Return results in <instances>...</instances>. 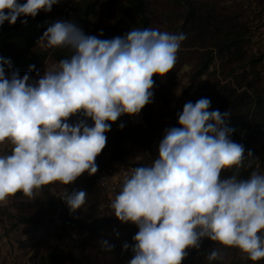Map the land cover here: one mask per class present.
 Segmentation results:
<instances>
[{"label": "clouds", "instance_id": "1", "mask_svg": "<svg viewBox=\"0 0 264 264\" xmlns=\"http://www.w3.org/2000/svg\"><path fill=\"white\" fill-rule=\"evenodd\" d=\"M57 3L0 0V26L14 25L21 15L51 12ZM41 39L46 49L66 48L71 55L48 67L38 82L29 83L30 75L20 78L18 71L7 77L0 59V205L18 193L35 199L44 186L96 174V158L111 130L107 121L139 114L152 102L153 77L175 69L186 35L144 28L98 39L74 23L57 21ZM210 105L207 98L187 102L178 114L181 127L166 130L159 158L125 174L111 201L121 222L139 228L129 264H182L187 249L199 248L204 237L218 244L207 255L209 264H223L228 249H238L253 264L264 259V174L222 178L225 171L238 174L250 167L252 153L246 159L244 147L230 138V113L209 111ZM78 113L94 127L70 125L68 119ZM86 198L83 190L63 197L72 212ZM102 245L111 250L107 241Z\"/></svg>", "mask_w": 264, "mask_h": 264}, {"label": "trees", "instance_id": "2", "mask_svg": "<svg viewBox=\"0 0 264 264\" xmlns=\"http://www.w3.org/2000/svg\"><path fill=\"white\" fill-rule=\"evenodd\" d=\"M171 1L182 8V21L176 23L171 32L186 35L173 75L189 61L187 49H197L192 54L199 60L197 68L190 75V83L174 103L161 92L162 76L155 75L152 92L159 95L162 105L152 99L142 109L146 126L133 124L129 114L121 115L116 122L107 121L111 130L105 133L106 147L96 158V164L99 169L130 164L135 168L148 166L137 161L140 152L153 144H160L166 130L181 127L178 114H182L187 102L195 104L199 99L207 98L211 101L209 111L230 113L226 120L227 126L232 129L230 138L244 147L246 159L248 153H252L250 167L241 169L238 174L225 171L222 178L237 175L240 180L248 179L258 163L264 165V84L261 86L264 81L261 69L264 57L248 56L245 37L235 28V24L226 27L216 6L203 7L195 0ZM19 2L23 4L27 0ZM149 3V0L105 1L104 9L112 22L98 30L96 37L109 40L123 38L133 29L150 28ZM99 4L98 0H85L82 5L76 4L67 12L66 19L82 29L85 35L92 36V18L97 15ZM24 20H27L26 24L22 23ZM49 22L47 12L41 10L35 18L21 15L14 25L5 21L0 26V59L6 62V76L10 77L12 71H18L20 78L25 74L35 78L51 52L57 61L70 58V49L52 51L41 48V38ZM212 66L217 69L211 71ZM225 71L229 76L228 81L212 79L213 72ZM205 75L209 78L203 79ZM73 116L77 124L84 122L94 127V121L82 113ZM50 188L51 185L44 186L41 192L49 193ZM66 188L69 195L78 190L87 193L83 208L72 212L61 197L36 198L31 208L52 210L57 219L19 216L20 223L29 225L27 232H35L39 227H47L48 232L53 231L51 236L54 245L42 255L41 264H129L134 258L132 248L136 243L134 236L139 231L138 226L102 213L104 191L97 181L87 177V172L66 185ZM16 196L27 198L22 193ZM104 241L111 246L110 251L104 249ZM125 244L129 245L127 250ZM216 245L210 238H202L199 248L187 249L188 255L182 264H205L207 255ZM244 264L253 262L247 260ZM256 264H264V259Z\"/></svg>", "mask_w": 264, "mask_h": 264}, {"label": "rangeland", "instance_id": "3", "mask_svg": "<svg viewBox=\"0 0 264 264\" xmlns=\"http://www.w3.org/2000/svg\"><path fill=\"white\" fill-rule=\"evenodd\" d=\"M84 1L59 0V3L53 5L52 11L47 12L50 20L49 26L57 21L72 23L66 19L67 12L72 6L76 4L82 5ZM98 1H100L98 5L99 10L97 15L92 18V36H96L98 30L112 22L104 9V2L107 0ZM149 2L150 28L172 33L171 30L174 25L182 21V8L171 0H149ZM195 2L203 7L216 6L219 16H222L221 19L225 20L227 24L226 27H229L232 23L235 24V28L245 37L244 45L248 56L264 57V0H195ZM43 44L44 42L42 41L41 48L46 49ZM196 50L187 49L186 55L190 56L189 61L184 63L174 75L173 70L161 78L163 86L161 92L169 99H172L173 103L178 99L185 87L188 86L190 75L197 68L199 60L192 56ZM57 63L58 61L51 52V56L46 60L44 67L37 72L35 78H30L29 83L38 82L45 74L47 68ZM215 69L217 68L211 67V71ZM261 69L264 79V61L261 64ZM211 77L212 79H219L222 82H226L229 79L227 71L222 73L213 72ZM206 78H209V76L205 75L203 79ZM263 84L264 81L261 83V86ZM152 99L157 101L158 105H162L163 101H161L158 94H153ZM67 122L72 126L77 124L74 116H71ZM159 145L157 143L153 144L140 153L148 157L147 161H151L153 164L159 158ZM5 152H9V149H5ZM87 177H89L88 173ZM51 188L54 191L49 193L40 192L36 198H63L68 193L66 185L56 183L51 185ZM103 196L102 213L116 217L110 206L111 197L104 192ZM33 200L15 196L9 198L7 204L0 205V264H41L42 255L53 247L54 242L51 236L53 231L48 232L47 227H39L35 229V232H27L30 228L29 225L19 222V216L21 215L57 219V215H54L52 210L41 209L40 207L31 208L33 207ZM217 247L218 245L215 246V248ZM247 260L238 249H228L223 264H244ZM205 264H209V261L207 260ZM214 264H221V262L216 261Z\"/></svg>", "mask_w": 264, "mask_h": 264}, {"label": "built area", "instance_id": "4", "mask_svg": "<svg viewBox=\"0 0 264 264\" xmlns=\"http://www.w3.org/2000/svg\"><path fill=\"white\" fill-rule=\"evenodd\" d=\"M129 118L130 121L135 125H145L143 110H141L139 114L129 115ZM133 168H135V166L131 164L118 165L116 168H98L96 174L88 175L90 178L96 180L101 186L104 193H106L113 200L121 190L125 174H130ZM255 170H258L262 174H264V165L262 163H258L253 171Z\"/></svg>", "mask_w": 264, "mask_h": 264}, {"label": "crops", "instance_id": "5", "mask_svg": "<svg viewBox=\"0 0 264 264\" xmlns=\"http://www.w3.org/2000/svg\"><path fill=\"white\" fill-rule=\"evenodd\" d=\"M147 158L145 155H143L142 153H140L137 157V161L147 164L148 166L152 165L151 161H147Z\"/></svg>", "mask_w": 264, "mask_h": 264}]
</instances>
